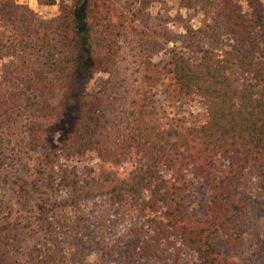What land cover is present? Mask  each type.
I'll list each match as a JSON object with an SVG mask.
<instances>
[{
  "label": "trees",
  "instance_id": "16d2710c",
  "mask_svg": "<svg viewBox=\"0 0 264 264\" xmlns=\"http://www.w3.org/2000/svg\"><path fill=\"white\" fill-rule=\"evenodd\" d=\"M180 5L214 10L213 24L188 36L160 63L158 37L138 22L140 9L130 16L104 0H62L59 15L48 20L17 0H0V59L9 60L0 82V153L9 146L33 159L32 224L41 238L55 229L61 208L55 193L80 189L78 172L63 169L58 158L94 157L107 169L91 181L110 184L109 202L130 204L143 220L135 232L142 249L151 253L154 243L177 241L187 258L176 264H236L227 202L248 163L264 164V5L262 0ZM131 36V75L138 90L125 114L111 123L89 83L96 73L117 69ZM86 46L91 52L82 66ZM163 85L177 101L203 98L207 118L185 129L153 123L151 108ZM62 126H70L67 134ZM57 134H63L59 146ZM127 164L132 169L121 172ZM188 178L210 191L204 219L186 218L177 204ZM40 244L39 239L10 264H58L55 246L46 250Z\"/></svg>",
  "mask_w": 264,
  "mask_h": 264
},
{
  "label": "rangeland",
  "instance_id": "374dc122",
  "mask_svg": "<svg viewBox=\"0 0 264 264\" xmlns=\"http://www.w3.org/2000/svg\"><path fill=\"white\" fill-rule=\"evenodd\" d=\"M17 1L48 20L59 15L62 4V0H57L54 6L44 5L40 0ZM104 1L130 16L141 10L138 22L158 37L156 62L160 63H165L171 49L181 46L188 36L211 26L215 16L211 9H185L180 5L181 0H149L148 6L141 4L142 0ZM243 5L247 8L246 2ZM133 42L132 36L126 39L123 55L113 73L98 72L89 83L91 92L102 99L104 118L111 123L125 114L138 90L135 76L131 75ZM90 49L86 46L82 52V66L88 63ZM8 63V59H0V82ZM153 106L150 120L163 128L185 129L207 118V103L203 98L177 101L168 95L165 85L159 89ZM62 128L64 134L70 130V126ZM62 137L63 134H57V146ZM32 163L31 157L16 155L9 146H4L0 153V264L21 258L39 239L46 250L55 246L59 252L58 264H176L187 258V254L182 255L187 250L177 241L154 243L151 253L142 249L143 242L135 232L142 227L143 220L130 204L115 206L109 202L110 184L91 181L107 169L94 157L78 159L61 155L58 158L63 169L78 172L80 189L72 192L60 188L55 193L61 202L58 204L61 208L55 212V229L41 238L32 224L37 199L30 186ZM131 169L127 164L120 171ZM165 176L169 179L170 173L165 172ZM22 187L26 191L22 192ZM209 196L210 191L204 184L188 178L177 204L186 218L204 219ZM227 205L236 264H264V164L248 163Z\"/></svg>",
  "mask_w": 264,
  "mask_h": 264
}]
</instances>
